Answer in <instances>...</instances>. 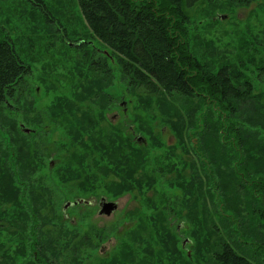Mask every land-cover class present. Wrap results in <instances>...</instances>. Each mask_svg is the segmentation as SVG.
<instances>
[{
	"label": "rangeland",
	"instance_id": "1",
	"mask_svg": "<svg viewBox=\"0 0 264 264\" xmlns=\"http://www.w3.org/2000/svg\"><path fill=\"white\" fill-rule=\"evenodd\" d=\"M34 1L0 0V38L32 69L0 103V183L21 195L0 192V264H220L222 229L241 226L226 203L247 227L253 216L236 200L237 174L264 166V0H201L188 27L194 54L254 85L238 108L253 157L221 154L215 166L216 141L202 139L216 119L208 105L138 91L77 0H45L53 21ZM215 167L227 168V202ZM103 197L113 212L100 213ZM255 228L264 231L260 220ZM248 249L264 264L256 244Z\"/></svg>",
	"mask_w": 264,
	"mask_h": 264
},
{
	"label": "trees",
	"instance_id": "2",
	"mask_svg": "<svg viewBox=\"0 0 264 264\" xmlns=\"http://www.w3.org/2000/svg\"><path fill=\"white\" fill-rule=\"evenodd\" d=\"M77 2L91 33L112 51L132 87L153 95L177 92L189 98H200L202 104L209 106L212 116L216 118L212 125L205 120L202 133L205 143L212 139L216 141V152L209 157V164L215 166L221 154L231 160L253 157L250 142L254 134L247 128V118L238 109L252 96L253 83L245 73L233 70L230 64L214 66L190 50L188 27L201 0ZM34 3L45 12L48 21H53L45 0H35ZM31 72V66L18 55L14 42L7 37L0 38V103L13 98L18 86ZM216 105L220 110L212 108ZM213 126L216 131L212 130ZM225 169H212L220 190L225 180ZM239 173L236 200L245 205V212H251L253 216L247 227L244 217L239 215L242 211L226 203L225 208L233 210L241 226L236 230L231 227L222 229L224 238L221 250L216 252L220 264H254L248 249L249 245L254 244L258 251H252L253 254L260 255L261 250L264 262V231H256L255 228V220H260L264 227V166ZM125 189L123 187L119 192ZM0 192L3 201L21 202L20 190L14 191L0 183ZM208 193L212 195L214 192L209 189ZM221 194L227 202L225 192ZM33 212L39 214L35 202ZM31 219L28 213V220ZM234 232L236 236H232ZM36 251L45 256L39 249Z\"/></svg>",
	"mask_w": 264,
	"mask_h": 264
},
{
	"label": "water",
	"instance_id": "3",
	"mask_svg": "<svg viewBox=\"0 0 264 264\" xmlns=\"http://www.w3.org/2000/svg\"><path fill=\"white\" fill-rule=\"evenodd\" d=\"M140 139H144V137H141ZM81 202H84V200H80ZM79 201L76 202V204L78 203ZM71 203L68 202L66 204V206H70ZM100 207H101V211L100 213L101 214H104V213H111L113 212L116 208H117V203L116 202H113V201H108L107 198L103 197L101 198L100 200ZM186 244V242H184V245Z\"/></svg>",
	"mask_w": 264,
	"mask_h": 264
},
{
	"label": "bare ground",
	"instance_id": "4",
	"mask_svg": "<svg viewBox=\"0 0 264 264\" xmlns=\"http://www.w3.org/2000/svg\"><path fill=\"white\" fill-rule=\"evenodd\" d=\"M235 183V182H234Z\"/></svg>",
	"mask_w": 264,
	"mask_h": 264
}]
</instances>
